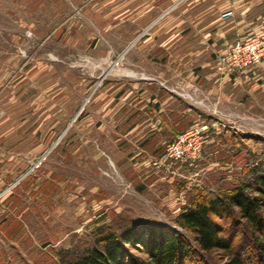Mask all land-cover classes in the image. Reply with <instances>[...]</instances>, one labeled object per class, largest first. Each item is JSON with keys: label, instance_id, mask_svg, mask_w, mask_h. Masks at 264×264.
Instances as JSON below:
<instances>
[{"label": "rangeland", "instance_id": "rangeland-1", "mask_svg": "<svg viewBox=\"0 0 264 264\" xmlns=\"http://www.w3.org/2000/svg\"><path fill=\"white\" fill-rule=\"evenodd\" d=\"M180 1L0 0V264H65L103 225L176 227L194 188L228 190L264 157V90L232 101L197 92L188 117L169 113L165 92L142 94L141 77L167 72L161 33L175 30ZM201 68L193 75L209 74ZM199 128V152L161 159ZM201 254L206 264L225 259Z\"/></svg>", "mask_w": 264, "mask_h": 264}, {"label": "trees", "instance_id": "trees-1", "mask_svg": "<svg viewBox=\"0 0 264 264\" xmlns=\"http://www.w3.org/2000/svg\"><path fill=\"white\" fill-rule=\"evenodd\" d=\"M256 137L248 138L257 144L261 138ZM235 141L251 156L241 135ZM241 172L240 183L228 190L194 188L176 218V227L156 221H127L113 228L103 225L93 245L65 264H206L201 253L214 251L225 256L221 264H264V157ZM234 228L246 237L242 247L234 244Z\"/></svg>", "mask_w": 264, "mask_h": 264}, {"label": "crops", "instance_id": "crops-1", "mask_svg": "<svg viewBox=\"0 0 264 264\" xmlns=\"http://www.w3.org/2000/svg\"><path fill=\"white\" fill-rule=\"evenodd\" d=\"M263 12L264 0L180 1L170 15L172 20L175 19V30L171 31L172 35L166 37L167 39L163 36L165 31L161 33L162 45L167 48L170 55L160 59L158 63L166 65L167 72L158 75L145 74L141 77L145 85L141 86L142 94L146 92L148 96L152 91L165 92L171 99L167 104L169 113H182L187 117L191 112L195 113V104L190 100L197 92L210 97L214 94L215 97L229 101L240 93L243 95L247 93L254 99L259 95V91L264 90V75L261 68L258 66L250 73L229 74L221 68L220 58L233 42L253 32L264 33V26L257 20ZM208 65L209 74H202L200 78L199 74L193 75L192 71L196 67L202 66L201 69L205 70ZM216 67L221 68V71L216 72ZM210 72L218 73L219 77H212ZM172 76L176 79H172ZM260 79L263 80L261 84ZM190 121H194V116ZM163 124L168 130L173 131V128L164 121ZM193 124L187 123L186 126L190 127Z\"/></svg>", "mask_w": 264, "mask_h": 264}, {"label": "built area", "instance_id": "built-area-1", "mask_svg": "<svg viewBox=\"0 0 264 264\" xmlns=\"http://www.w3.org/2000/svg\"><path fill=\"white\" fill-rule=\"evenodd\" d=\"M226 14H224L225 17ZM258 21L261 26H264V13ZM221 57L223 67L229 69L230 72L237 74L252 72L264 60V33L262 31L253 32L243 39L233 42ZM188 132L168 143L160 155L161 159L165 161L180 160L184 156L195 155L199 152L202 142L200 139L198 140L197 136L201 134V128L192 133L195 134L193 142L190 140V136H187ZM158 163L160 164V162L154 161L153 165L156 166Z\"/></svg>", "mask_w": 264, "mask_h": 264}]
</instances>
